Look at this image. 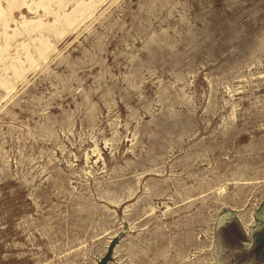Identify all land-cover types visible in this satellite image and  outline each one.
Listing matches in <instances>:
<instances>
[{"label":"rangeland","instance_id":"1","mask_svg":"<svg viewBox=\"0 0 264 264\" xmlns=\"http://www.w3.org/2000/svg\"><path fill=\"white\" fill-rule=\"evenodd\" d=\"M264 263V0H0V264Z\"/></svg>","mask_w":264,"mask_h":264},{"label":"crops","instance_id":"2","mask_svg":"<svg viewBox=\"0 0 264 264\" xmlns=\"http://www.w3.org/2000/svg\"><path fill=\"white\" fill-rule=\"evenodd\" d=\"M262 264H264V263L262 262Z\"/></svg>","mask_w":264,"mask_h":264}]
</instances>
